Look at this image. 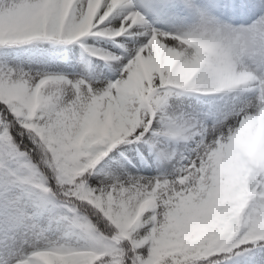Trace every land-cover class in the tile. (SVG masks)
I'll return each instance as SVG.
<instances>
[{
	"label": "snow or ice",
	"instance_id": "obj_1",
	"mask_svg": "<svg viewBox=\"0 0 264 264\" xmlns=\"http://www.w3.org/2000/svg\"><path fill=\"white\" fill-rule=\"evenodd\" d=\"M0 264H264V0H0Z\"/></svg>",
	"mask_w": 264,
	"mask_h": 264
}]
</instances>
